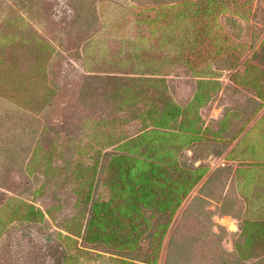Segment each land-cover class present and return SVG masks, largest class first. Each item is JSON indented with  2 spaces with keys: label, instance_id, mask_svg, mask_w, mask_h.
Wrapping results in <instances>:
<instances>
[{
  "label": "rangeland",
  "instance_id": "obj_1",
  "mask_svg": "<svg viewBox=\"0 0 264 264\" xmlns=\"http://www.w3.org/2000/svg\"><path fill=\"white\" fill-rule=\"evenodd\" d=\"M0 264H264V0H0Z\"/></svg>",
  "mask_w": 264,
  "mask_h": 264
},
{
  "label": "trees",
  "instance_id": "obj_2",
  "mask_svg": "<svg viewBox=\"0 0 264 264\" xmlns=\"http://www.w3.org/2000/svg\"><path fill=\"white\" fill-rule=\"evenodd\" d=\"M170 11H171V6H167V5L160 7V9L158 11L155 10V12H157L158 15H164V16L170 14ZM215 22H216V19H215ZM219 29H220L219 24L214 23L213 28L210 31L206 32L204 35V37L211 42L212 46H214V49H213L214 51H213V53H211V55L214 54V56L223 52L224 41L221 40V37L218 34ZM219 33H221V31ZM186 40H187V42L193 43L194 34H189L186 37ZM185 44H187V43H185ZM174 212L175 211H171V213H174Z\"/></svg>",
  "mask_w": 264,
  "mask_h": 264
},
{
  "label": "crops",
  "instance_id": "obj_3",
  "mask_svg": "<svg viewBox=\"0 0 264 264\" xmlns=\"http://www.w3.org/2000/svg\"><path fill=\"white\" fill-rule=\"evenodd\" d=\"M203 108H202V110H201V112H203ZM203 114V113H202ZM205 118V117H204ZM205 122H206V124L208 125V123H209V120H207L206 118H205ZM214 136H209V137H207V141L209 140V139H211V138H213ZM216 138V137H215ZM229 152H230V148H228L227 150H226V153H225V155H224V157H223V160H225V158L227 157V156H229ZM205 179H206V177H205ZM204 179V180H205Z\"/></svg>",
  "mask_w": 264,
  "mask_h": 264
}]
</instances>
